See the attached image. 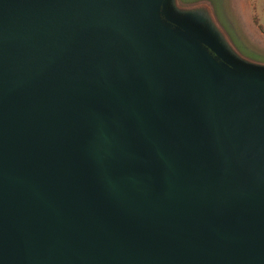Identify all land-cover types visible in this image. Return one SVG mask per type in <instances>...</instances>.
I'll return each mask as SVG.
<instances>
[{
    "label": "water",
    "instance_id": "1",
    "mask_svg": "<svg viewBox=\"0 0 264 264\" xmlns=\"http://www.w3.org/2000/svg\"><path fill=\"white\" fill-rule=\"evenodd\" d=\"M180 6L0 0V264H264V64Z\"/></svg>",
    "mask_w": 264,
    "mask_h": 264
},
{
    "label": "rangeland",
    "instance_id": "2",
    "mask_svg": "<svg viewBox=\"0 0 264 264\" xmlns=\"http://www.w3.org/2000/svg\"><path fill=\"white\" fill-rule=\"evenodd\" d=\"M182 9L207 3L234 55L264 64V0H179ZM237 53V54H236Z\"/></svg>",
    "mask_w": 264,
    "mask_h": 264
},
{
    "label": "crops",
    "instance_id": "3",
    "mask_svg": "<svg viewBox=\"0 0 264 264\" xmlns=\"http://www.w3.org/2000/svg\"><path fill=\"white\" fill-rule=\"evenodd\" d=\"M260 30L262 31L261 34L263 35L264 34V30H262L261 28H260Z\"/></svg>",
    "mask_w": 264,
    "mask_h": 264
}]
</instances>
